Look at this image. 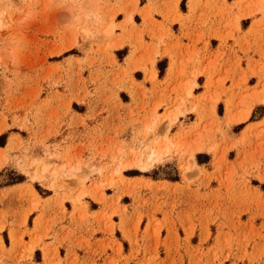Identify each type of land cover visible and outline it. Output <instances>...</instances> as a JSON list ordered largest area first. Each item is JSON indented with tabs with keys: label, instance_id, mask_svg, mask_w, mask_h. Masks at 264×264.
<instances>
[{
	"label": "rangeland",
	"instance_id": "1",
	"mask_svg": "<svg viewBox=\"0 0 264 264\" xmlns=\"http://www.w3.org/2000/svg\"><path fill=\"white\" fill-rule=\"evenodd\" d=\"M223 4L219 13L226 6L231 13ZM234 6L259 17L250 32L264 42V0ZM150 8L140 10L139 0H0V183L30 181L20 198L39 212L32 230L22 222L30 243L14 229L6 234L11 244H0V264H35L36 247L42 264H264V127L255 145L251 134L236 139L229 128L264 103V50L239 68L240 85L249 75L258 82L237 111L229 99L220 117L219 93L192 97L196 118L179 121L183 104L156 89L167 65L162 75L159 62L154 68L159 52L144 51L134 63L150 89L132 76V62L120 64L113 52L125 41L150 48L133 21L139 11L152 22ZM119 12L126 16L117 24ZM218 64L209 62L211 76ZM263 113L257 106L252 119ZM231 147L246 154L233 164L226 158ZM205 149L215 156L212 172L195 158ZM150 152L155 161L141 169ZM210 159L197 155L200 163ZM145 177L182 182L160 186ZM99 230L110 236L101 253L91 240Z\"/></svg>",
	"mask_w": 264,
	"mask_h": 264
},
{
	"label": "crops",
	"instance_id": "2",
	"mask_svg": "<svg viewBox=\"0 0 264 264\" xmlns=\"http://www.w3.org/2000/svg\"><path fill=\"white\" fill-rule=\"evenodd\" d=\"M172 1L139 0L140 10L152 7L150 8L152 13H150L151 16L149 18L152 22L145 24L143 14L136 11L133 14V21L136 24L134 31L136 34L140 30L143 32V40L151 43L150 48L144 50L143 47L136 45L137 47L135 46V49L137 51L134 52L135 49L132 43L125 41L122 47L114 48L113 50L116 60L123 65L126 62H132L130 65V67L133 66L131 71L132 76L136 81L144 83L150 89L152 88V83L146 81L145 76L140 78L136 77V74L143 73V69L140 67L136 68L134 63L142 62L141 55L144 54V51L157 50L159 54L156 57L154 68H157L158 62H167V65L163 77L157 76L161 84L159 83L156 89L158 93L165 90L166 95H170L172 99H178L177 104H183L181 108L185 110V114L180 115L179 121H183L184 116L192 117L193 115L196 118L197 113L195 110H192L191 106L192 97L204 99L214 96L217 93H219V98L215 103V110L218 113L219 103L222 102L223 114L219 116L224 118L229 112L227 110V100L233 99L232 113H234L241 107L238 104L241 97L246 92L250 93L253 87L257 85L258 79L253 75H249L245 80L246 83L240 85L242 84V74L239 68H245L246 62L260 60L261 51L264 50V42L262 39L256 37V33L250 32L251 25L259 17H253V15L249 14L244 15V13L240 12L234 6L238 0H217L216 5L214 4L215 2L212 3V0H179L177 5H174L175 13L170 14L167 10ZM191 2L196 3L195 8L191 7ZM223 2L233 7L231 13L228 12L227 6L224 7L225 10H223V13H219V5L222 6ZM223 5L225 6V4ZM157 8L158 11H156ZM166 13L168 14L166 15ZM238 14L239 17L236 19L235 15ZM125 16L122 12H119L115 22L117 24L121 23ZM137 17H139L138 21L136 20ZM247 21L248 25L244 26V23ZM115 33H122L121 28L117 27ZM136 38L137 35L133 36L132 40L135 41ZM123 50H126V52L120 57L119 53ZM129 57L131 60H128ZM209 62H219L218 70L214 76H211L213 71L208 68ZM238 62H241V65ZM226 70H229V73H226ZM194 72L197 73L193 76ZM165 87H167V90ZM173 87L176 88L175 91L172 90ZM189 88H192V95L190 96L187 95ZM129 100L123 102L130 103L131 101ZM260 105H264V103L261 101L257 102L248 118L234 121L230 124L229 128L234 138L239 139L243 135L251 134L255 145V136L259 129L264 127V113L259 116H254L252 119L254 109ZM164 108V106L160 107V109ZM242 114L236 115L239 117ZM178 125H173V128L175 129ZM236 126H239L238 131L234 130ZM197 155H201L202 157L210 155L211 159L209 162L203 161L204 163H200L197 160ZM244 155H246L245 149L242 147H231L226 152V158L231 164L240 161ZM214 157L213 152L207 149L202 152H197L195 156L198 164L207 169L208 172L213 171L212 165ZM145 178L160 186L170 185L174 187L182 182L172 181L167 178ZM213 182H216V180L212 179L209 184L212 185ZM214 184L217 186V183ZM28 186L31 187L33 185L27 180L11 184L0 183V244L3 243L6 248H10L11 241L9 239V243H7L5 236L7 234L9 237L11 229L15 230L17 236L23 233L24 241L30 243L31 235L24 233L25 226L22 222L23 220H27L26 227L32 230L34 228V219L39 212L37 210H29V202L20 198L21 192ZM49 196H42V199H46ZM29 220H31V223H29ZM91 240L94 246L100 249L99 253H101L102 245L110 240V236H106L99 230ZM45 242H51V239H47ZM36 250L37 247L32 254L33 259H35L33 263L42 264V260L38 261L36 259ZM106 252L109 256L113 255L110 249H107ZM78 253L80 257L85 256L82 251ZM124 253L127 252L125 251ZM98 256L99 254L95 256L89 255L88 258H97ZM20 264L31 263L24 261Z\"/></svg>",
	"mask_w": 264,
	"mask_h": 264
},
{
	"label": "bare ground",
	"instance_id": "3",
	"mask_svg": "<svg viewBox=\"0 0 264 264\" xmlns=\"http://www.w3.org/2000/svg\"><path fill=\"white\" fill-rule=\"evenodd\" d=\"M106 32H110V29H108ZM146 159H147L146 162L142 164L143 166H140L141 169L144 170L150 169V167L152 166L151 161L152 162L155 161L154 152H150Z\"/></svg>",
	"mask_w": 264,
	"mask_h": 264
},
{
	"label": "trees",
	"instance_id": "4",
	"mask_svg": "<svg viewBox=\"0 0 264 264\" xmlns=\"http://www.w3.org/2000/svg\"><path fill=\"white\" fill-rule=\"evenodd\" d=\"M159 66H160V70H161V75L163 74V69H162V62H159ZM241 125H243V124H241ZM175 179H177L178 180V178H175ZM262 187L264 188V184L262 185ZM40 251L39 250H37V253H39Z\"/></svg>",
	"mask_w": 264,
	"mask_h": 264
}]
</instances>
